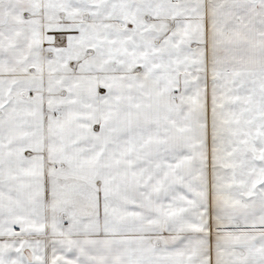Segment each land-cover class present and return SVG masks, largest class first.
Wrapping results in <instances>:
<instances>
[{
  "label": "snow or ice",
  "instance_id": "6c2138e0",
  "mask_svg": "<svg viewBox=\"0 0 264 264\" xmlns=\"http://www.w3.org/2000/svg\"><path fill=\"white\" fill-rule=\"evenodd\" d=\"M0 264H264V0H0Z\"/></svg>",
  "mask_w": 264,
  "mask_h": 264
}]
</instances>
